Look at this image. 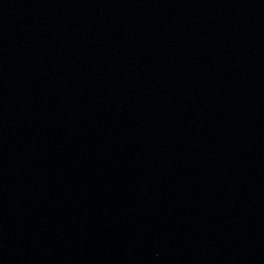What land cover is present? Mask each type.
<instances>
[{"label":"water","instance_id":"95a60500","mask_svg":"<svg viewBox=\"0 0 264 264\" xmlns=\"http://www.w3.org/2000/svg\"><path fill=\"white\" fill-rule=\"evenodd\" d=\"M0 264H264V0H0Z\"/></svg>","mask_w":264,"mask_h":264}]
</instances>
